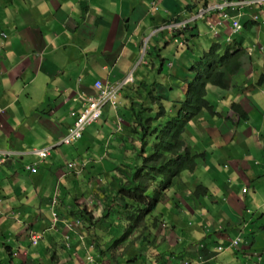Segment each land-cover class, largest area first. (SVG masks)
<instances>
[{
	"label": "crops",
	"instance_id": "obj_1",
	"mask_svg": "<svg viewBox=\"0 0 264 264\" xmlns=\"http://www.w3.org/2000/svg\"><path fill=\"white\" fill-rule=\"evenodd\" d=\"M151 1L132 0V5L128 0H49V4L28 0L17 16L7 19L5 25L11 24L16 30L9 33L10 39L6 42L0 36V45H3L0 52V152L12 153L0 163V197L5 201L3 212L6 215L19 212L25 224L46 226L49 219L44 220L47 215L43 209H47V202L59 184L62 210L101 203L100 189H105L102 178L112 171L108 161L123 159L126 145L133 136L127 132L128 125L121 134H115L116 114L108 108L102 121L87 131L75 147L56 146L72 122V97L78 83L89 91L97 79L124 78L133 71L143 39L150 36L158 24L169 15H188L181 10L186 5L185 0H155L157 9L154 10L148 8ZM229 24L226 22L227 28ZM243 25V32L236 39L245 53L231 60L226 58L231 69L226 78L228 87L223 89V96L214 94L210 101L215 111L224 116L205 112L193 123L192 150L205 154V159L195 174H185L181 192L177 196L169 195L170 204L181 200L184 215L176 211V217H171L169 207L164 211L170 216L172 226L163 230L162 235L170 244H178L177 251L190 250L195 259L204 248V255L208 257L218 244L228 245L237 237L243 240L240 249L230 248L216 264H252L249 262L255 259H259L258 264H264V51H261L264 46L250 37L258 41L264 27L259 28L247 20ZM199 29L207 28L200 24ZM162 39L153 37L150 51L169 50ZM174 56L183 63L174 70L172 80L178 79L195 61L189 52ZM158 64V61L153 63L152 77L146 78L144 74L148 73L144 71L136 72L134 84L155 80ZM186 75L193 77L194 73ZM25 78L37 83L31 90L34 95L42 97L50 89H56L51 91L57 95L52 107L46 108L49 102L41 101L43 113L51 112L48 118L15 103L12 91ZM256 79H260L258 83ZM177 88L185 89V85H177ZM179 89V100H182L184 96ZM243 89L252 90L254 98L259 95L262 100L242 96ZM210 91L208 88V95ZM234 104L242 114L240 122L237 109L234 113ZM50 147H56L53 158L40 164L36 176L25 171L26 166L38 162L31 149ZM96 153L99 156H95ZM100 157L105 161L100 165L101 170L96 166ZM85 160L91 161L92 171L88 168L79 175L71 173L69 163L78 165ZM199 185L208 191L204 197L195 199L193 212L181 198L194 193ZM246 187L248 192L244 194L242 190ZM8 230L0 227V232ZM24 239L21 236L17 240L22 248ZM72 240L76 251L78 240L75 236Z\"/></svg>",
	"mask_w": 264,
	"mask_h": 264
},
{
	"label": "clouds",
	"instance_id": "obj_2",
	"mask_svg": "<svg viewBox=\"0 0 264 264\" xmlns=\"http://www.w3.org/2000/svg\"><path fill=\"white\" fill-rule=\"evenodd\" d=\"M26 1L28 0H0V36L3 41H8V39H10L9 33H12L16 30L11 24L8 26L5 25L7 19L9 20V18L11 16L13 17L14 15L17 16L22 9V4H24ZM41 1H44V3L47 1L49 4V0ZM128 1L133 5L132 0ZM153 1L154 3L152 4ZM185 1L186 5L181 10H185L188 15L184 17L179 15H169L167 19L158 24L152 30L150 36H146L143 39L137 58L138 61L136 60L133 71L129 72L124 78L122 77L115 81L111 80L109 77L105 80L97 79L94 81L93 86L89 91L84 90L80 83L77 84V90L75 95L72 97L74 108L70 111L72 122L67 128L65 134L60 138L56 147H75L76 144L85 137L87 131L94 128V126L102 121L106 114L105 111L108 108H110L116 114L117 128L115 130V134H121L124 131L125 125H128L129 127V124L125 121L122 113L127 107L138 103L136 101L140 100L141 97L146 94L144 88L142 87L143 84H145V81L148 84H156L154 89L157 93L158 91L163 92V94L171 93L170 98L174 102H178V104L183 103L187 98L189 83L193 82L195 78V73L192 71V67L200 61L207 62L203 60V57L209 52L210 46L212 47L215 44L218 46L217 51L214 53L218 57V60L224 57L232 59L233 56L245 53L241 43H239L238 39H236L243 32V21L247 20L249 23L256 24L259 28L264 27V0H243L246 2L245 5H238L235 7V9H228L224 12L223 10L220 11L217 9V7L222 4L223 0ZM84 2H86V0H84ZM151 7L153 8L152 10L157 9L155 0L150 2V6L148 8ZM148 11L149 10H147L146 13ZM225 15H227L226 18ZM233 21H236L241 26L240 30H238L236 33L233 32ZM226 22L230 23L228 28L225 25ZM200 24H204L207 29L200 30ZM205 33L208 34L205 35ZM153 37H162V40H165L164 44L167 46L169 44L177 45L175 52L177 55H180L183 52H189L190 54L193 53L190 39L198 42L199 46L204 52L203 55H199V58L191 64L190 69L188 68L189 72L194 73V75L193 77L189 76V79H192V81L188 82L187 85L184 84L187 92L186 96L183 95L184 98L182 100L176 101L174 98V94L177 92L176 90L179 89L176 85H174V83L179 79V77L178 79L172 80L171 76L175 75L173 73L174 71L170 73L167 72V75L163 76L166 72L163 70L165 65H167V68H172L171 70H175V67L170 61L165 63L161 56L159 57V69L157 70V73L161 75V88H158V78L152 82L145 80L139 84H134V72L137 67L146 64L144 59L149 56L150 42ZM206 38L208 40L209 50L201 45V40H205ZM222 38H225V48H223L220 43ZM255 46L256 45L252 46L251 48L254 49ZM2 48L3 45H0V52L2 51ZM226 51L228 56H225ZM261 51H264L262 47ZM174 58L176 57L174 56ZM182 63L183 61L181 64ZM162 78H166L165 80L169 81V85L167 87H165V84H163ZM36 85L37 83L34 79L29 80L25 78V80H21V84L19 86L14 87L12 92L15 94V103H20L24 107H28L32 111L38 112L36 113L37 115H43L45 110H42L43 106L41 101L49 102V106H46V108L52 107L57 102V95L56 92L51 93V91L56 89H50L41 97L31 93L32 88ZM52 85L54 87L56 86L53 83ZM209 86L215 87V85L208 84L206 86L207 100ZM175 88L177 89L175 90ZM26 93H28L27 96L32 102L30 103L31 105L27 104L26 102ZM127 96L131 98L129 99ZM208 102L211 110H214V114L209 112L207 113L213 116H224L223 113H218L215 111V108L211 104L210 100H208ZM233 108L235 109V114L237 112L239 113L237 117L238 122L242 121V114L238 110L239 108L237 105L235 107L234 104ZM127 132L130 135V129ZM136 139L137 136L133 135L130 143H135L137 144L136 147H140L141 144L140 142L136 141ZM108 144L109 142L107 143V147ZM56 147L31 149V154L37 158L38 162L26 166L25 171L36 176L39 172L40 164H44L47 160L53 158V152ZM191 151L193 153H197L193 150ZM136 154L137 152L134 149L129 156L124 155L123 159H113L112 162L108 161L109 168H112V171L109 174L111 176L108 175L102 178L105 189H100V194L103 196L100 204L92 203L78 205L72 211H69L67 208L62 210L59 208V203L61 200V184H59L49 199L50 202H47V209H43L44 214L47 215V219L44 220L49 219V223L46 226L45 224H25L21 218V213L19 212L12 211L6 215L3 212V206H6V204L4 203L5 201L0 197V227L4 226L9 229L7 232H0V264H116L115 260L117 259L111 262V256H119L125 252L126 249L128 250V257L132 259L134 255H138L137 252L139 250H147L148 253L158 251V245L161 243L165 244V242L168 240L165 239V237L162 235V232L156 234V231L159 229L165 230L167 228H171L172 224L169 219L170 216L176 217L174 212L178 211L182 215H184L185 212L184 208H182L183 205L181 206V200L180 202H173V204L168 202L170 200L169 195L173 194L174 192H170V190L163 195V199L156 206L157 209L154 214L155 216H158L159 219L157 226L152 228L151 231L145 232V238L140 237L141 239H139V241L132 247H125V244H129L133 241L135 242L137 239V236L132 234L129 235L127 239L121 241L123 243L119 248L109 249L111 242H113V240H120L125 233L123 231L124 228L118 213L124 217L125 214L122 210V206H124L127 201H129L127 204L134 203L131 199L134 197L131 195L132 192L125 191L121 188V180L123 181V185H126L128 181H126V179L120 174L118 168L122 169L124 166L131 164L132 159L135 158ZM202 155H204L202 159L203 161L205 159V154ZM11 156L12 153L10 152H0V163H4ZM74 157H77V155H74ZM99 160L101 165L105 163L103 158L100 157ZM202 161H200L199 165L202 163ZM90 163V160L82 161L81 163H78V165L76 162H71L68 164V168L72 170L71 173L75 174L78 172L79 175L83 170L87 172V165ZM199 165L197 169L199 168ZM77 167L78 169H75ZM196 170L193 172V174H195ZM194 177H196V175ZM97 184L101 185V183ZM181 186L182 185L179 186V193L181 192ZM185 190L189 191L188 189ZM242 192L246 194L248 192V188H244ZM152 194L153 190L150 188V191L143 199L146 202L143 203L144 205H147V203L150 202L149 199L151 198ZM141 201L142 199L139 202ZM168 207L172 212L170 216H167V213L165 214ZM194 208L195 206H191L192 211ZM185 216L188 217V214H185ZM7 221L10 223L8 225H4V223ZM113 223L119 228L113 226ZM92 232L93 235H91ZM103 234L112 236V238L110 240H106V244L100 245L99 239L103 240V238H101ZM6 235H9V239L6 238ZM21 236L25 238L23 240L24 248H22L20 243L17 241ZM74 236L77 238L78 241L76 244L79 246L78 250L76 251L73 249L72 238ZM242 242L243 240L240 237H237L230 241L228 245L218 244L208 257L204 255V248L201 250L202 252L198 256L200 259H195L191 255V251L189 250V252L185 248H183L181 252L177 251L178 244H170V242H168L165 245L168 247L167 256H170V260L167 261V264H216L217 259L229 251L230 248L240 249ZM170 245H172L173 248L170 247ZM2 251L4 252L2 253ZM74 252H76L78 258ZM95 252H98V256L95 255ZM139 260L143 259L139 258ZM139 260L135 263L146 264L145 261L139 262ZM258 262L259 259H255L249 263L258 264ZM123 263L124 261L120 260V264ZM159 264H162V262Z\"/></svg>",
	"mask_w": 264,
	"mask_h": 264
},
{
	"label": "trees",
	"instance_id": "obj_3",
	"mask_svg": "<svg viewBox=\"0 0 264 264\" xmlns=\"http://www.w3.org/2000/svg\"><path fill=\"white\" fill-rule=\"evenodd\" d=\"M217 49L216 44L210 46L209 52L203 57V60L207 62L200 61L193 65L192 71L195 73V78L189 83L187 98L183 103L174 102L170 98L171 93L163 94L159 91L157 93L154 89L156 84H148L145 81L142 87L146 94L138 103L128 105L129 107L123 111L122 115L129 124L130 135L137 136L136 141L141 145L140 147H136L135 143L126 145V156H129L134 149L137 154L131 164L122 169L118 168L120 174L128 181L126 185H123L121 180V188L132 192L131 195L139 201L144 199L150 188L153 194L147 205L141 202L127 204L129 202L127 201L122 206L125 216L119 213L118 215L125 233L120 240H113L109 249L119 248L123 243L121 241L132 234H135L137 239L135 242L125 244V247H132L141 239L140 237L145 238V232L151 231L159 222L158 216L154 213L163 195L170 190V192L174 191L173 194L177 196L179 186H183L185 182V174L192 175L202 161L204 155L191 151L193 123L202 118L205 112L214 114V110H211L206 99V86L212 84L220 89L227 88L226 78L231 70L226 62L231 59L226 60L224 57L218 60L214 54ZM225 56H228L227 51ZM127 98L131 97L127 96ZM188 184L191 185V182L188 181ZM72 186L75 187L74 184ZM207 191L206 187L199 185L194 193L189 194L187 198L183 196L181 199H184L190 207H194L195 199L204 197ZM112 225L115 226L114 223ZM168 242L158 245V251L148 253L147 250H139L138 255H134L133 259L128 257L126 249L119 256H111V262L117 259L116 264H120V260L124 261L123 264H136L135 262L140 258L143 260L139 262L145 261L146 264H159L160 262L167 264L170 256H167L168 247L165 245Z\"/></svg>",
	"mask_w": 264,
	"mask_h": 264
},
{
	"label": "rangeland",
	"instance_id": "obj_4",
	"mask_svg": "<svg viewBox=\"0 0 264 264\" xmlns=\"http://www.w3.org/2000/svg\"><path fill=\"white\" fill-rule=\"evenodd\" d=\"M261 38L257 41V38H255V37H253L252 35H250V37H252L253 39H254V41L255 42H257V43H260V44H262L263 46H264V28H262L261 29ZM208 33H205V35H207ZM190 43L192 44V49H193V57H194V59L195 60H197L198 58H199V55H203V50H202V48L199 46V44H198V42H196L195 40H193V39H190ZM220 43H221V45H222V47L223 48H225V38H222L221 39V41H220ZM201 45H203L204 47H206L208 50H209V48H208V40H207V38L205 39V40H201ZM168 49L169 50H165V49H162L161 50V52H155V51H150L149 52V56L146 58V59H144V61H145V65H143V66H140V67H137L136 68V70H135V72H134V74L136 73V72H142V71H144L145 73H148V74H144V76L147 78V76L148 77H152V73L150 72L151 70H152V68H153V63H156L157 61H159V57L161 56L162 57V59L165 61V63H167L168 61H170L171 63H173V65H174V67H175V69L177 70L178 68H179V66H180V63L182 62V59L181 58H174V53L176 52V49H177V45H175V44H169L168 46ZM138 61V60H137ZM137 64V63H136ZM189 69H190V67H189ZM163 70L164 71H166V72H173L174 70H171V69H169L168 70V68H167V65H165L164 66V68H163ZM186 74H189V72H188V69H184L183 71H182V75L179 77V79L174 83V85H181V84H185V85H187L188 84V82H190V81H192V79H189V75H186ZM163 76H165V74L163 75ZM157 78L159 79V81H158V88L160 89L161 87H160V85H161V75L160 74H158L157 75ZM163 79V78H162ZM259 80L260 79H256V83H258L259 82ZM163 84H165V87H167V84L169 85V81H166L165 79H163ZM209 88H210V93H209V95H208V100H212L213 99V95L215 94V95H218V96H223V93H224V91H223V89H221V90H216L214 87H211V86H209ZM177 88H175V90H176ZM181 90V92H182V94L184 95V96H186V92H187V89H180ZM177 91V90H176ZM257 93V92H256ZM245 94L247 95V97L248 98H250V99H252V100H256V101H261L262 99L259 97V95H257V97L256 98H254V92L252 91V90H250V91H248L247 89H243L242 91H241V95L243 96H245ZM28 95V93H26V97H25V99H26V102H27V104H29V105H31L30 103H32L31 102V100H30V98L27 96ZM142 96V95H141ZM174 98H175V100L176 101H178L181 97H179L178 96V92H176L175 93V95H174ZM184 98V97H183ZM264 99V98H263ZM138 100V99H137ZM140 100H138V101H136V102H139ZM50 113L51 112H45V113H43V116H46V117H48V115H50ZM40 115V114H39ZM212 121V120H211ZM95 156H99V153H96L95 154ZM101 162H97V164H96V166L97 167H100V170H101ZM87 167L89 168V170L90 171H92L93 170V168L90 166V165H87ZM42 171V170H41ZM85 172V171H84ZM132 199V202H138L139 203V199L138 200H136L134 197H132L131 198ZM90 200H88V202H89ZM142 202V204L145 202L144 200H142L141 201ZM146 203V202H145ZM113 215V214H112ZM114 216V215H113ZM161 233V232H163V229L161 230V229H159V230H157L156 231V234L157 233ZM91 235H93V232L91 233ZM6 238L7 239H9V235H6ZM101 238H103V240H101V239H99V242H100V245L102 244V245H104V244H106L107 243V241L106 240H110L111 238H112V236H107V235H105V234H103L102 235V237ZM9 245H11V244H9ZM12 246V245H11ZM4 251H2V253H3ZM95 255L96 256H98V252H95ZM192 256H193V254H191ZM105 259H106V256H105Z\"/></svg>",
	"mask_w": 264,
	"mask_h": 264
},
{
	"label": "built area",
	"instance_id": "obj_5",
	"mask_svg": "<svg viewBox=\"0 0 264 264\" xmlns=\"http://www.w3.org/2000/svg\"><path fill=\"white\" fill-rule=\"evenodd\" d=\"M246 2H244L243 0H223L222 4L219 5L217 7L218 10L222 11H226L228 9H235L236 6L238 5H245ZM227 17V15H225V18ZM241 26L236 22L233 21V32L236 33L238 30H240Z\"/></svg>",
	"mask_w": 264,
	"mask_h": 264
}]
</instances>
